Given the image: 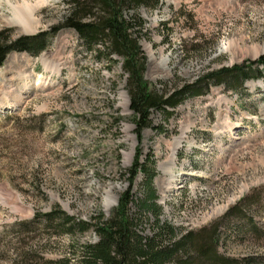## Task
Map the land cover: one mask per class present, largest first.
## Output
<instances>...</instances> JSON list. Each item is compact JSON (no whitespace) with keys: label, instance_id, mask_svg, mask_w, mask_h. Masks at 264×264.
I'll return each mask as SVG.
<instances>
[{"label":"rangeland","instance_id":"374dc122","mask_svg":"<svg viewBox=\"0 0 264 264\" xmlns=\"http://www.w3.org/2000/svg\"><path fill=\"white\" fill-rule=\"evenodd\" d=\"M39 1L31 32L8 21L14 6ZM138 11L145 77L170 92L264 54V0H161ZM67 13L65 0H0V30L12 29L13 39L51 32ZM47 42L39 55L11 52L0 66V264H46L71 244L97 241L93 230L70 235L29 223L57 208L77 219L109 216L139 146L143 160H156L163 221L186 232L222 220L223 252L264 254V76L249 79L243 93L213 86L169 119L154 110L163 130L144 129L140 142L119 57L98 60L69 27ZM143 179L136 178V196Z\"/></svg>","mask_w":264,"mask_h":264},{"label":"trees","instance_id":"16d2710c","mask_svg":"<svg viewBox=\"0 0 264 264\" xmlns=\"http://www.w3.org/2000/svg\"><path fill=\"white\" fill-rule=\"evenodd\" d=\"M160 2L65 0L68 6L65 20L51 32L42 31L13 39L12 29L0 30V66L11 52L39 55L48 46L49 36L65 27L74 29L87 50L96 52L98 60L116 62L114 57L121 60L140 142L144 129L163 130L152 119L154 110L162 111L169 119L187 98L207 94L213 86L223 85L228 90L243 93L249 79L264 76L262 54L254 60L208 71L173 92L167 86L159 88L146 79L147 56L139 40L146 35V22L138 10L141 6L156 8ZM142 157L143 150L139 146L134 162L126 171L129 186L120 195L118 205L109 216L99 212L91 220L77 219L60 208L36 213L29 225L43 221L46 228L55 227L70 235H82L93 230L98 236L95 242L71 244L68 254L56 260L48 259L46 264H264V254L235 257L220 249L222 220L198 231L186 232L163 221V208L158 203L154 181L158 176L156 160L151 154L145 160ZM139 174L144 179L140 195L136 196L134 184ZM238 210V206L231 208L224 218H229ZM146 222H151L150 232L144 227Z\"/></svg>","mask_w":264,"mask_h":264},{"label":"bare ground","instance_id":"6f19581e","mask_svg":"<svg viewBox=\"0 0 264 264\" xmlns=\"http://www.w3.org/2000/svg\"><path fill=\"white\" fill-rule=\"evenodd\" d=\"M43 2L44 1H39V2H37L35 4H27V3H25V4H22V5H19V6L18 5L14 6V8L12 10V15H11V17H10V19L8 21L11 24L21 25V26H23V28L27 32H31L33 30V27H34L33 24H32V15L41 6V4H43ZM27 65L25 64L24 66L26 67ZM35 79H37V82H40V83L43 82V77L42 76H36ZM22 80H24V81L26 80L27 81L28 80L27 75H24V77L20 76L18 81L19 82H23ZM172 164H173L172 160L169 161L167 163V166L164 167L165 170L169 171L170 168L172 169Z\"/></svg>","mask_w":264,"mask_h":264},{"label":"water","instance_id":"95a60500","mask_svg":"<svg viewBox=\"0 0 264 264\" xmlns=\"http://www.w3.org/2000/svg\"><path fill=\"white\" fill-rule=\"evenodd\" d=\"M27 33H29V32H27Z\"/></svg>","mask_w":264,"mask_h":264}]
</instances>
